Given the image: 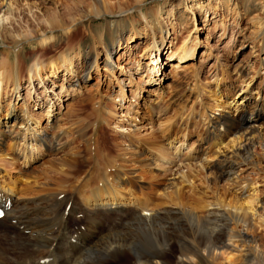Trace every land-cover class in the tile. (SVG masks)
Here are the masks:
<instances>
[{
    "label": "rangeland",
    "instance_id": "1",
    "mask_svg": "<svg viewBox=\"0 0 264 264\" xmlns=\"http://www.w3.org/2000/svg\"><path fill=\"white\" fill-rule=\"evenodd\" d=\"M106 1L113 12H119V8L126 10L121 13L124 16L122 21L112 24V14L106 16L103 21L101 19L94 22L90 19L86 20V13H89L93 0H16L21 10L18 9L16 16L11 18V24L6 25L5 29L10 32L4 34V42L0 40V62L5 56L4 45L12 44L13 38L18 34L23 33L28 40H31L35 38L32 32L39 28L44 27L48 32L46 19H58L65 24L53 29L56 40L47 44L46 47L30 46L22 41V47L18 53L13 54L9 59L8 66L15 63L17 70L19 67V85L15 90L11 82H2L0 115L5 113L8 104L16 109L23 107L31 118L39 122L38 125L31 122L32 130L26 135L30 136L35 131H43L51 137L56 146L54 150H51L43 143L30 144L28 140L20 139L23 136L17 134L20 132L17 126L13 128L1 126L0 129L5 134H0L2 141L0 186L4 189L10 188L13 193L15 192L14 198L17 197L20 200L22 198L21 201L39 196V191L42 189L59 186L61 188V185H64L65 188L56 189L62 192L68 188L66 183H63L68 182L67 179L73 180L74 177L76 179L80 173L81 177L87 176L93 160H84L86 163H81L82 166L80 163L76 165V162L88 156L93 158L96 148L98 157L103 152L100 160H104V156L115 159V163L109 167V170L116 167L132 171H123L127 173V177L130 176V179L132 177V184L126 182L122 187L137 199L147 197L150 208L163 203L167 195H172L173 188L167 185L172 181L175 173L183 171L194 182V186L189 182L177 185L186 194L191 195L192 200L189 197L187 202L189 205L197 206L196 201L204 204L207 199L213 200L216 197L225 200V203L237 205L238 199L243 202L256 197L258 210L264 214V207L260 206L261 204L264 206V185L262 186L264 177H261L262 180L257 183H253L252 180V183L246 181L243 186L240 184L241 187L224 183L223 187L211 188L209 180L213 174L209 169L201 167L203 164L206 168L211 166V163L222 156L221 154L231 150L230 140L240 135L225 134L212 139V136L208 134L209 117L233 113L235 105L240 100L239 96L237 98L234 95L235 86L231 87V85L242 82V85L247 84L248 87L256 90L261 82L262 75H259V72L264 54L260 48L257 32L261 26L260 22L264 19V0H141L143 11L146 12L148 19L153 22L158 20L167 27L159 60L162 63L161 68L158 65L155 66L160 70L152 73L150 80L144 75L146 70L143 68L138 71L133 68V78L129 79L124 68L118 65L132 69L133 62L137 59L142 58L143 65L150 61L146 57H140L151 36L145 21L135 10L138 0ZM26 2L32 5L31 10L27 8ZM118 14L115 13V15ZM109 25L111 28L121 27L122 29L121 36L116 37L118 34L111 33L119 42L112 55L113 74L110 69L104 70L100 64L97 70L91 67V77L83 86L73 81L72 75L66 73L64 68L57 69L51 74L48 67H43V71L40 72L41 77L34 75L32 79L29 78V68L35 59L46 63L52 57L56 59L59 52L69 44L77 46L82 42L83 46H88L92 44L90 34L95 31H104ZM132 33L135 37L129 39ZM190 36L196 44V55L178 61L173 52L184 38L189 39ZM102 54L101 59L105 57V54ZM75 59L74 68L82 69L81 60ZM176 64L180 67L174 66ZM116 76L123 79V91L117 85ZM257 92L258 96H263L264 99V84ZM253 96H256L255 92ZM98 108L101 114L97 111ZM95 128L99 131L95 132ZM256 128L264 131V122H257ZM82 133L85 134L81 136ZM97 135L100 140L96 137ZM93 137L98 139L99 147L93 148ZM88 139H90L89 142ZM87 146H89V152L85 148ZM215 149H219L221 154L215 152ZM90 150L92 156L89 155ZM108 154L111 155L108 156ZM65 158L74 160L64 166L61 162ZM122 158H126V161ZM60 167L67 170L61 172ZM248 172L249 170L246 169L242 175H247ZM70 173L75 174L70 176ZM254 188L256 191L253 193ZM70 189L68 188L69 193L64 190L58 194L59 197L63 199L67 194H74L76 197L73 196L67 201L69 205L66 202V205L46 223V225L54 226L52 235H60L61 233H56L58 223L60 224L62 219H69L68 227L65 228L69 236L76 233L78 229L82 231L85 228L90 231L98 229L99 232H96L98 237L93 239V242L94 240L96 242L95 245L100 243L98 242L100 238L102 241L104 235L111 236L110 233L117 231H120L125 238L128 237L125 232L129 231L131 223L135 225L136 222L130 214L137 210L134 206L137 200L130 197V202L133 201V204L130 203L131 205L125 208L128 216L124 218V221L110 213L94 219V216L88 212L89 219L84 218V214L70 212L71 208L78 205L77 193ZM198 208L201 209V207ZM3 219H6L5 215L0 220ZM128 221L130 224L127 223ZM203 226L205 228L202 232L207 235L208 227ZM26 233L28 231H24V234L28 235ZM68 235L59 238V247L55 249L57 252L59 250L60 253L65 252ZM7 236L9 238H5V234L0 231V258L6 259V264H31L30 260L18 254V249L10 243V237L14 235L9 233ZM154 239L153 231L142 232L140 238L136 237L134 242L130 243V251L120 247V252L111 251L112 254L105 251L102 253L103 251L93 246L92 242L90 251L80 256L81 263L80 261L79 263L119 264L117 260L114 261L115 258L125 256L128 261L130 259V262L127 261L126 264H136L131 256L148 255V252L153 251L156 245ZM223 240L224 244L215 251L216 262L223 263L226 257H230L236 264H242L245 251L232 248V241L228 240V235L224 236ZM70 242H72L71 239ZM73 242L76 243V240ZM49 248L47 243L35 246L36 250L44 252ZM175 248L176 246L174 250ZM260 250L264 256V234L261 236ZM133 252L137 254L134 255ZM83 253L84 251L81 252ZM66 258V264H70L69 257ZM196 260L189 264H208L206 255L203 253ZM42 261L38 264H43ZM121 263L124 264V261ZM256 264L264 263H261L258 257Z\"/></svg>",
    "mask_w": 264,
    "mask_h": 264
},
{
    "label": "bare ground",
    "instance_id": "2",
    "mask_svg": "<svg viewBox=\"0 0 264 264\" xmlns=\"http://www.w3.org/2000/svg\"><path fill=\"white\" fill-rule=\"evenodd\" d=\"M17 3L18 2H16V0H0V40L2 39L3 42L5 40L4 34L9 31L5 29L6 25H8V23L11 24V18H14L16 16L15 13L18 9H20L19 4ZM142 5L143 3H141V0H138L135 6V10L145 21L150 31L151 37L146 47L144 48L143 53L139 54L140 57H146V59H150V63H144L143 65V63L141 62V58L140 60L135 59L136 61L133 62L134 67L132 66V69L125 68V66H122L120 64L118 65L120 66V68H124V70L128 74L129 79H131V77L133 76V68H135L136 71H138V69L140 68H143L144 70H146V73L144 75L148 76L150 80L153 76L152 73L159 72L161 68L162 63H160L159 60L161 57V50L164 47V32H167V27H165L163 23L161 24V22L158 20L156 22L149 20L146 12L143 11ZM26 6L27 8H29V10L32 9V5L29 2H26ZM124 11L126 10H124L123 8H119V12H113L106 0H93V3L90 5L89 13H86V16H84L86 20L90 19V21L94 22L97 19H101V21H103L105 20L106 16L112 14L113 16L111 22L113 24L114 22L117 23L123 20L124 16L121 15V13ZM115 13L119 14L115 15ZM46 22L48 24L46 26L49 29L48 32L44 27L39 28L37 31L32 32L35 34V38H32L31 40H28L26 35L23 33L18 34L13 38L12 44L4 45L5 56L3 57L4 59L0 62V86L2 82L6 83L9 81L12 83L15 90L18 88V76H20L18 75L19 67L17 70V66L15 65V63H12L11 65L9 64V66L7 63L8 61H10L9 59L12 58L13 54L18 53V50L20 49V47H22V41L30 46L36 45L37 47L41 48H43L42 46L46 47L47 44H50L54 40H56V35L53 33V29L56 26H63L65 24L63 22L61 23L58 19H46ZM263 22L264 19L260 22L261 26L259 28V31L257 32V37H259L260 39V48L263 50L262 53L264 54ZM113 32L116 35L118 34L116 36L118 37L121 36L122 29L121 27L111 28L109 25L106 29H104V31H95L91 33L90 37L92 44L88 46H83L82 42V44L80 43L77 46H72V44H69V46L67 45L65 49L59 52L56 59L52 57L50 58V61H46V63H43L41 60L35 59V61L32 62L31 67L29 68V78L32 79L34 75L41 77L40 72L43 67H48V71H51V74L57 69L64 68V70H66V73L72 75L73 81L83 86L88 78L91 77V67H93L94 70H97L100 64L103 66L102 68L104 70L109 71L110 69L112 72L110 73L113 74L114 72L112 71V55L115 51V47L119 45V42H117V40L113 38L114 35L111 34ZM133 34L134 33L130 35L129 39H133V37H135V35ZM195 46V41L191 36L189 37V39L184 38L176 47L173 54L176 56L178 61L189 59L195 54ZM102 53L105 54V57L101 59ZM75 58L81 60L80 67L82 69L78 70V67L74 68ZM158 63H160V65ZM157 65L160 67L159 69L155 67ZM261 65V71L259 72V75H262L260 79L261 82L259 81L260 84L257 86L256 90L248 87L247 84L242 85V82H239L237 84L235 83L236 85H231V87L235 86L234 88H236V90L234 91V95L236 97L239 96L240 98L233 109V113L228 112L227 114H219L215 117H209L210 123L208 127V134L212 136V139L219 138L225 134H240L239 136H236L235 138H232L230 140L231 150L227 151L224 154H221L220 151H218L219 149H215V152L220 153L222 156L218 157L215 162L211 163V166L206 168L205 166H203L204 164L202 166L200 165L205 169H209L213 174L212 178L209 180V182H211L209 187L211 188L223 187V185H225L224 183H226L227 185H239L238 187H241L240 184H242L243 186V183L246 181L250 183H257L259 180H262L261 177H264V131L256 128L257 122H264V99L263 96L261 97L257 94V91L264 84V57H262ZM174 66L180 67V65L178 64ZM115 79L117 85L119 86V89H122L123 91V79H121V77L119 76H116ZM254 92L256 93L255 97L253 96ZM1 98L2 97H0V101ZM1 107L2 105L0 103V109ZM97 111L100 113V108H98ZM31 122H34L37 125L39 124V122L35 118H31L30 114L27 113V111H25L23 107H21L20 109H16L13 105L11 106L10 104H8L5 108V113L3 115H0V128L1 126H10V128L17 126V128L20 130V132H18L17 134H22L23 136L20 138L21 140L26 139L30 144H33V142H36L38 144L43 143L49 149L54 150L56 145H54L55 143L53 142L51 137H49L45 132L35 131L30 134V136L28 135L29 137L26 135L28 131L32 130ZM221 127L222 129H219ZM96 131L97 129L95 128V132ZM81 132L84 131L81 130ZM1 133L4 132H2L0 129V134ZM84 134L85 133H82L81 136H83ZM240 136H243L244 140L242 138H239ZM96 137L98 138V135ZM96 137H93L92 139L93 148L99 145V138L97 139ZM89 140L90 139H88V142ZM1 144L2 141L0 139V145ZM85 148H87L88 150L89 146ZM90 149L92 150L91 147ZM91 150L89 155L92 154ZM95 151L98 152L96 148ZM95 151L93 153L98 154ZM96 154H94L93 158H88V156L87 158L80 159V161L78 160V162H76V165H78V163H86L84 162V160H93L91 169L88 171L87 176L81 177L79 176L81 175V173H78L79 177L76 176V179L74 177L73 180L67 179L68 182H63L66 183V186L69 189L71 188L77 193L78 205L71 208L70 212H72V214H84V218H89V212L91 216H94V219L97 216L110 213L114 214L120 220L124 221V218L128 216V212L125 211V208L128 205L133 204V201L130 202V197H132L133 199L137 200L136 204H134V206L137 207V210L132 212L130 215L131 218L136 222L135 225L133 223L130 224L129 221L127 222L130 224L129 231L125 232L127 233L126 235L128 237L125 238L124 235L122 236L120 234V231H117L115 233H110L111 236L104 235V237L103 235H101L103 236L102 241H100L101 238H98V242L100 243H97L98 245H95L96 242L95 240L93 242V239H96L98 237L96 235L98 229L97 231H90L86 228L84 231L78 229L76 233H72V235L69 236L67 231H65V228L68 227L67 225L69 223V219H62L60 224L58 223L57 225L58 228L56 229V233H61L62 235H52L54 226L46 225V223L53 218L55 213L61 210V207H64V205H66L67 201L75 196L74 194H67L65 198L61 199L58 194L62 193L65 189H62V192L56 190L60 188V186L58 188L51 189L41 188L42 191H39V196L31 198L27 201H25L24 198V201H21L22 198L21 200L17 197L14 198L13 195L15 192L13 193L10 188L4 189L2 186H0V204H2L6 209V219L0 220V231L5 234V238H9V236H7V234L9 233L14 235L10 237V243H12L13 247L18 249V254L30 260L31 264H38V262L40 263L43 259V264H66V257H69L70 264H78L81 260L80 256H84V254L87 253L89 248H91L92 246H90L92 242L93 246H96L97 249L103 251H101L102 253H104V251L111 252L115 250L117 252H120V247L126 248L128 251H130V243L134 242V239L136 237L140 238L141 233H144L145 231L154 232V242L156 243V245L154 246V249L149 246L153 251L148 252V255H138L137 253L136 255L133 252V254L136 256H131V258L133 257L132 260H134L136 264H189V262L197 261L196 259L201 257V253H203V255H206L208 264H236L230 257H226L223 263L216 262L215 257L217 255L215 251L219 249L220 245L224 244L223 239L226 235H228V240L232 241V248L240 249V251H245V256L243 258L244 262H242V264H256V260L258 261V257L260 262L264 263V256L260 250V240L261 236L264 234V214L262 212H259L258 210L259 206L258 202L255 200L256 197L249 198L250 200L243 202H240V200L238 199L237 202L239 204L237 205L231 204L229 202L225 203V200L219 197H213V200L207 199L204 204L200 203L201 201L195 200L198 204L197 206L189 205L187 202L189 201V197V199H191V195L186 194V192H184L177 185L178 183L186 184L188 182L192 183L193 185L194 182H192L189 176H186L183 171H179L178 173H175L176 178L174 176L171 179L172 181L167 185V187L173 188L172 195H167V198L163 203H158L154 207L150 208L148 206L149 199L147 197L143 199H137L132 195V193L126 192L124 190L125 188L122 187L126 182H128V184L130 183V185L132 184V177L130 179V176L127 177V173L123 172L127 170L116 167L112 170H109V167L113 166L112 164L115 163V159L113 157L107 158L106 156H104L105 159L100 160L101 154L99 155V157ZM109 155L111 154H108V156ZM71 160L74 159L65 158L64 160H62L61 164L65 166L69 161V163H71ZM122 160L126 161V158H122ZM140 160H142V158ZM246 169L249 170L248 174L246 173L247 175H242V173H244ZM59 170L63 172L67 169L60 167ZM127 172L132 171L128 170ZM74 174L70 173L69 175L71 176ZM97 180L98 182H96ZM263 185L264 184H262V186ZM61 186L65 188L64 185ZM42 187L45 186L43 185ZM26 188H28V186ZM68 188L65 190L66 193H69ZM255 188L252 189L253 193L256 191ZM20 189L24 190L23 188H19V190ZM26 191L25 193H27ZM260 206L264 207L262 206V204ZM198 207H201V209H203H200V211ZM64 211L65 210H63V212ZM203 225H206L208 227L209 231L207 235H204V232H202L205 228ZM21 227L22 229H20ZM119 228H121V226ZM20 230H22L23 233ZM24 231H28V233H26L28 235H25ZM65 235H68V241L67 243H65L64 247L66 250L62 253H60V250L59 252H57V250L55 249H57V246L59 247V238H62ZM70 239L72 242H70ZM73 240H76V243L73 242ZM44 243L49 244V250L44 252L35 249L36 245H44ZM61 246L63 247V245ZM174 246H176V250H174ZM83 251L84 253L81 254V252ZM112 253L113 252H111V254ZM47 257L50 258L47 259ZM116 260L120 262L119 264H122L121 262L123 261L124 264H126L128 258H125V256L123 258L116 257L114 261L116 262ZM5 262H7L6 259L0 258V264H6ZM128 262H130V259Z\"/></svg>",
    "mask_w": 264,
    "mask_h": 264
}]
</instances>
